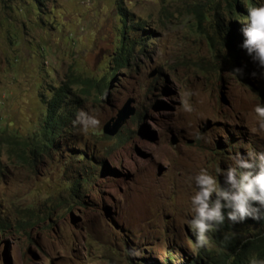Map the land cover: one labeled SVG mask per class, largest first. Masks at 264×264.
I'll list each match as a JSON object with an SVG mask.
<instances>
[{"label":"rangeland","instance_id":"374dc122","mask_svg":"<svg viewBox=\"0 0 264 264\" xmlns=\"http://www.w3.org/2000/svg\"><path fill=\"white\" fill-rule=\"evenodd\" d=\"M194 1L118 0L126 39L142 46L116 67L114 0H0V133L15 138L19 154L2 146L0 264H165V256L182 264L195 257V177L201 168L216 175L237 152L264 151V131H253L264 68L250 55L247 82L237 78L229 56L241 40L210 50V29L197 20ZM67 74L103 76L99 92L81 95L78 112L95 116L99 127L72 125L32 158L30 141L42 140L39 94L48 96ZM128 98L134 112L118 132L130 133L117 143L101 126Z\"/></svg>","mask_w":264,"mask_h":264},{"label":"trees","instance_id":"16d2710c","mask_svg":"<svg viewBox=\"0 0 264 264\" xmlns=\"http://www.w3.org/2000/svg\"><path fill=\"white\" fill-rule=\"evenodd\" d=\"M31 1L38 4L40 0ZM114 4L121 28L119 30V42L115 48V57L112 58V61L114 66L119 67L126 64L133 46H142V44L126 39L127 29L124 26L126 12L118 0H114ZM254 5L253 0H195L192 6H194L197 20L207 22L210 29V34L205 32L206 44L209 49H214L216 45L221 46L227 42L240 40L242 37L235 29L236 27H239L238 29L245 27L243 21L247 20V9ZM236 20L239 21V24L236 23ZM128 28L130 29L132 26ZM238 44L242 45L243 42L240 41ZM238 50L239 53L236 56H229L230 67L232 70L239 68L241 71L236 77L246 83L247 73L252 69L249 62L250 55L241 46L238 47ZM239 58L242 60L241 63ZM102 79L103 76L95 80L88 76L80 77L67 74L57 86L49 88L48 96L39 94L40 101L44 105V114L37 132L42 140L32 138L30 141L29 153L32 158H35L36 153H45L47 149L54 146L56 136L60 135L62 130L73 125L81 107V95L88 93L89 88H94L99 92L105 85ZM258 92L262 94L261 90ZM131 119L136 122L138 114H135ZM123 133L126 135L123 136ZM129 133L123 128L115 134L114 141L122 142ZM3 145L7 146L16 157L19 156L18 151L15 153L13 150V147L18 145L14 137H2V133H0V154ZM220 182L227 187L224 185L223 179H220ZM226 212L227 209H225ZM207 235L211 240L212 247L210 249L196 247L195 257L182 264H249L253 256L257 259H264V220L256 221L249 218L242 223L233 224L225 218L224 223L219 225L217 230L211 231ZM169 252L170 250H167V253ZM167 258L169 257L165 256L164 258L165 264H170ZM126 261L131 264L130 260ZM144 262L150 264L149 261L144 260ZM151 262L155 263V261Z\"/></svg>","mask_w":264,"mask_h":264},{"label":"clouds","instance_id":"9594fccd","mask_svg":"<svg viewBox=\"0 0 264 264\" xmlns=\"http://www.w3.org/2000/svg\"><path fill=\"white\" fill-rule=\"evenodd\" d=\"M256 5L257 3L247 9V20L243 21L245 27L238 29L237 33L242 37L241 47L264 68V4ZM240 71L237 68L233 73L237 75ZM182 103L186 111L192 110L186 100L182 99ZM254 111L259 120L258 128L253 131H264V104H257ZM77 124L87 131L89 128L99 127L100 121L95 116L81 111L73 121L74 126ZM197 138L201 137L198 135ZM231 159L232 163L227 168L216 169V175L201 168L195 177L197 191L191 197L193 215L189 227L196 237L198 247L208 244L207 234L217 230L225 218L233 224L242 223L249 218L264 220V151H248L246 154L237 152ZM221 175L227 187L221 184ZM249 264H264V259L253 256Z\"/></svg>","mask_w":264,"mask_h":264},{"label":"water","instance_id":"95a60500","mask_svg":"<svg viewBox=\"0 0 264 264\" xmlns=\"http://www.w3.org/2000/svg\"><path fill=\"white\" fill-rule=\"evenodd\" d=\"M132 99H126L123 104L116 110L114 116L106 120L101 126V132L107 136H113L117 133L118 129L126 121V119L131 116L134 112L133 107L130 105ZM175 139L170 140V144H175Z\"/></svg>","mask_w":264,"mask_h":264}]
</instances>
